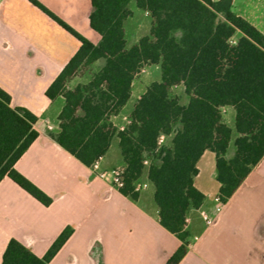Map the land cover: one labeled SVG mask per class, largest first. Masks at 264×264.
Listing matches in <instances>:
<instances>
[{
  "label": "trees",
  "instance_id": "16d2710c",
  "mask_svg": "<svg viewBox=\"0 0 264 264\" xmlns=\"http://www.w3.org/2000/svg\"><path fill=\"white\" fill-rule=\"evenodd\" d=\"M29 1L81 42L46 91L51 100L65 98L60 131L52 138L87 166L106 156L116 139L125 167L120 192L138 200L137 184L146 171L159 222L181 241L165 264H179L190 242L187 218L207 198L195 185L203 154H216L222 204L264 157V34L233 11V0H92L90 24L101 35L94 44L38 0ZM132 2L152 24L129 47ZM100 61L87 83L69 86L83 68ZM154 64L160 65V80L148 86L120 129L112 118L129 102L138 73ZM179 85L186 104L173 94ZM229 107L235 110L234 129L224 120ZM37 120L29 109L13 107L0 87V182L8 176L49 206L53 199L15 168L39 136ZM231 144L235 151L229 158ZM147 157H154L149 166ZM72 234L67 227L44 257L13 238L2 264H50Z\"/></svg>",
  "mask_w": 264,
  "mask_h": 264
},
{
  "label": "crops",
  "instance_id": "0c3cea01",
  "mask_svg": "<svg viewBox=\"0 0 264 264\" xmlns=\"http://www.w3.org/2000/svg\"><path fill=\"white\" fill-rule=\"evenodd\" d=\"M38 1L94 44L101 41L90 24L92 0ZM232 9L264 34V0H233ZM80 46L29 0H0V87L11 96L13 107L27 108L38 117L39 136L15 168L53 199L45 206L10 177L1 180L0 264L11 239L44 257L67 227L73 234L50 264H165L181 241L160 224L153 187L133 200L51 136L60 131L65 98L51 100L46 91ZM135 81L126 105L132 103L130 111L117 123L120 129L151 84L135 94ZM227 111H232L235 126V110ZM116 150L111 146L103 157L102 171L123 166ZM198 169L195 185L207 198L187 218L190 242L179 264H264V157L219 211L216 154L206 151Z\"/></svg>",
  "mask_w": 264,
  "mask_h": 264
},
{
  "label": "rangeland",
  "instance_id": "374dc122",
  "mask_svg": "<svg viewBox=\"0 0 264 264\" xmlns=\"http://www.w3.org/2000/svg\"><path fill=\"white\" fill-rule=\"evenodd\" d=\"M130 8L133 11V15L126 21V38H127V44L128 46H132L136 43H138L139 39L148 34L151 24H152V19L150 18V16L144 12L143 10L137 8L135 2H132L130 4ZM103 65V61L97 62L89 67H85L83 68L76 77L73 78V80L70 82V87L74 88L75 86H77L78 84H85L87 83L93 73L95 71H97L101 66ZM161 77V69H160V65L154 64V65H147L145 66L136 76V81H135V85H134V93H140L142 88H144L145 85H149L150 83H152L154 80H158ZM184 87L183 86H176L173 89V94L180 96L181 97V102L183 104H186L188 102V98L184 93ZM133 102V101H132ZM132 106V103L130 102V105L127 107L125 106V108L122 110V112L117 115L119 116L118 118H116L117 116H114L112 118V120L114 121V123L117 125V123H121V121H123V117L126 116L129 111L130 108ZM233 114L232 111L230 112H224V120L225 122L230 125L233 129H234V121L232 119ZM163 143V141H161V144ZM118 141L115 139L112 143V149H114V151L116 152L118 149ZM235 151V147L233 144H231L230 148H229V152H228V157L231 158V156L234 154ZM154 157H147L146 161H145V165L149 166L150 162L153 161ZM119 167H124V165L119 166ZM125 168V167H124ZM139 187H140V192L141 191H145L147 193L150 192V187H152L147 179L146 176V171L145 174L143 175V177L141 178L140 182L138 183Z\"/></svg>",
  "mask_w": 264,
  "mask_h": 264
},
{
  "label": "built area",
  "instance_id": "2783aa9c",
  "mask_svg": "<svg viewBox=\"0 0 264 264\" xmlns=\"http://www.w3.org/2000/svg\"><path fill=\"white\" fill-rule=\"evenodd\" d=\"M161 141H164V136L161 137ZM103 157L98 159L92 166L95 173L101 177L102 179H105L109 181L112 185H114L116 188L120 189L124 186V174H125V168L124 167H117L110 171H102L100 169V163L102 161ZM137 190H140L139 184H137ZM215 202L217 204L216 210L219 211L221 206L223 205L219 198L215 197ZM204 219L207 221L208 224L212 223L213 219L206 213H202Z\"/></svg>",
  "mask_w": 264,
  "mask_h": 264
}]
</instances>
